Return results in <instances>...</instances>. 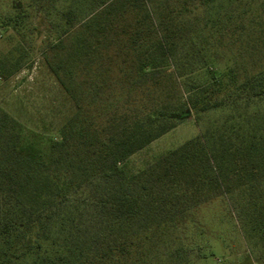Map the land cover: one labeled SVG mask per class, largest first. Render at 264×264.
<instances>
[{
	"label": "trees",
	"instance_id": "trees-1",
	"mask_svg": "<svg viewBox=\"0 0 264 264\" xmlns=\"http://www.w3.org/2000/svg\"><path fill=\"white\" fill-rule=\"evenodd\" d=\"M44 1L11 0L0 28L19 33L24 3L44 10ZM205 1L109 0L78 27L71 5L60 9L49 66L74 109L43 138L0 108V264H139L150 254L139 249L159 245L174 215L216 197L236 196L250 209L243 235L253 246L264 240V0L256 10L230 0L202 18L195 12ZM113 38L120 44H107ZM185 42L202 61L199 84L183 83L191 54L176 53ZM111 46L133 54L132 65L122 91L87 112L80 73L94 83ZM20 53L18 44L0 50L1 81L19 70ZM223 107L202 134L129 170L127 159L179 120ZM165 250L155 261L181 262L179 243Z\"/></svg>",
	"mask_w": 264,
	"mask_h": 264
},
{
	"label": "rangeland",
	"instance_id": "rangeland-1",
	"mask_svg": "<svg viewBox=\"0 0 264 264\" xmlns=\"http://www.w3.org/2000/svg\"><path fill=\"white\" fill-rule=\"evenodd\" d=\"M109 0H46V8L27 7L23 24L17 31L11 28L5 30L0 36V50L9 45L18 44L21 47V66L7 80H0V108L14 117L26 133H37L43 138H51L58 134L64 120L74 109L73 102L66 95L57 82L49 64L54 57L48 53V44L56 40L60 33L58 12L65 5H71L75 11V27L83 23L96 9H100ZM155 2L157 0H154ZM230 0H208L196 9L198 15L207 18L214 15L222 7L228 6ZM252 10L259 8L262 0H247ZM11 0H0V16L7 12ZM134 12L126 13L121 23L125 26L124 35L131 29ZM59 22V23H58ZM12 35L11 41L8 39ZM120 39L107 40V44H120ZM121 41V40H120ZM186 43V44H185ZM177 46V58L189 50L191 55L186 56L188 66L185 71L188 76L183 77V83L202 80L204 70L199 53L195 51L190 42ZM214 43V40L212 44ZM214 48V45L213 47ZM111 46L106 53L104 64L100 68V76L95 82L93 76L80 73V86L76 88L81 92L83 109L87 112L95 110L107 102L111 96L119 94L122 89L119 82L125 84L124 71L131 64V55L113 51ZM110 60V61H109ZM106 70H103V67ZM110 69V70H109ZM193 84H188L191 87ZM264 108V103L260 104ZM226 107L208 109L197 114L183 118L170 131L161 135L141 150L131 155L126 164L130 171L136 172L162 154L176 148L186 140L202 134L213 121H220L227 114ZM236 196L211 198L201 204H195L187 211H180L173 217L174 229L172 232L157 237L158 244L151 241L147 244L152 248L148 251L141 247V252L148 257L139 264H160L155 261L159 258L168 243H179L182 247L178 264H264V240H258L253 246L243 235L240 221L244 224L250 222L248 210H240ZM244 208H246L244 206ZM264 229V228H263ZM148 247V248H149ZM152 259V260H151ZM163 264V263H162Z\"/></svg>",
	"mask_w": 264,
	"mask_h": 264
}]
</instances>
